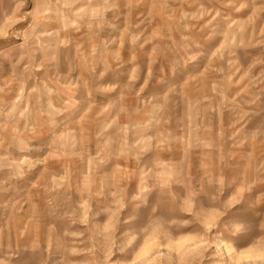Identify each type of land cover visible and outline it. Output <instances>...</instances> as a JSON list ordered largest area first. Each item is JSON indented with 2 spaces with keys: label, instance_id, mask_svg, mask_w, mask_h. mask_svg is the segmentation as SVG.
Segmentation results:
<instances>
[{
  "label": "rangeland",
  "instance_id": "rangeland-1",
  "mask_svg": "<svg viewBox=\"0 0 264 264\" xmlns=\"http://www.w3.org/2000/svg\"><path fill=\"white\" fill-rule=\"evenodd\" d=\"M0 264H264V0H0Z\"/></svg>",
  "mask_w": 264,
  "mask_h": 264
}]
</instances>
